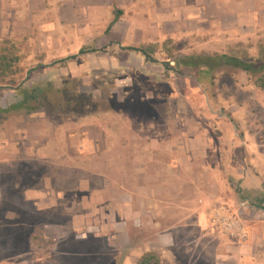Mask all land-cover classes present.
I'll return each mask as SVG.
<instances>
[{
    "label": "rangeland",
    "instance_id": "obj_1",
    "mask_svg": "<svg viewBox=\"0 0 264 264\" xmlns=\"http://www.w3.org/2000/svg\"><path fill=\"white\" fill-rule=\"evenodd\" d=\"M36 24L35 30H25L22 24L20 31L19 27L13 31L12 24L0 23V53L8 57L0 75V264H137L145 254L159 256L160 238L168 236L178 220L190 217L180 211L186 199L169 195L174 186L166 177L171 172L209 176L201 198L209 208L213 236L230 238L215 221L214 213L226 209L214 194L223 191L225 200L233 199L232 209H242V195L264 196V166L249 164L245 144L230 150L221 137L226 131L222 127L234 125L241 142L251 135L264 148V80L222 65L211 71L214 81H205L202 73L186 68L180 55L170 54L167 59L179 58L170 67L164 64L160 72L173 81L159 79L155 63L130 73L123 69L136 80L142 76V81H110L122 71H108L104 64L95 68L94 60L91 64L86 59L92 45L80 48L77 38H67L64 54H47L56 39L47 38ZM254 45L239 42L226 55L264 60V42L252 50ZM47 82L60 90L50 96L59 105L49 104L35 113L4 111L21 100L23 88ZM158 94L172 99L167 104ZM153 111L170 115L178 130L192 115V126L204 133L200 144L208 143V131L216 144L222 141L216 147L219 160L211 158L206 167H180L170 150L155 152V159L170 164L164 167L151 161L144 148L120 144L127 137L133 140L135 115ZM84 127L89 135L95 128L104 130L102 143L94 139L86 145L79 140L77 134ZM11 143L16 148L9 149ZM191 153L198 156L202 150L194 147ZM153 169L161 172L162 181L152 179ZM255 175L262 176L259 187H249L256 185ZM174 184L176 193L182 191V182ZM195 199V204L204 205ZM175 208L180 213L170 212ZM178 233L183 237V228ZM257 254L264 257V245Z\"/></svg>",
    "mask_w": 264,
    "mask_h": 264
},
{
    "label": "crops",
    "instance_id": "obj_2",
    "mask_svg": "<svg viewBox=\"0 0 264 264\" xmlns=\"http://www.w3.org/2000/svg\"><path fill=\"white\" fill-rule=\"evenodd\" d=\"M0 23L2 26L3 23L12 24L13 31H17V27L20 31L22 24L26 27L25 30H35L34 23H40L45 36L56 39V46L49 49L47 54H64L67 38H77L80 48L92 45L94 48L88 52L86 59L89 62L94 60L95 68H101V64H104L103 67L108 71H122L110 81H142V76L140 80H136L135 77L126 75L123 69L130 73L142 67L152 68L155 64L159 69V72L155 73L159 79L171 81L167 74L163 76L160 72L165 66L170 67L175 58H179L167 59L170 54L181 57L209 53L226 54L238 48L239 42L242 41L255 43L251 47L252 50L259 48L264 42V0H0ZM82 23L83 29L80 28ZM81 39L85 40L83 44ZM199 70L205 81H214V76L206 73L204 66H200ZM157 98L167 104L172 99L169 97L166 100V97L161 95ZM113 111L123 114L126 110ZM261 113L264 115V112ZM169 116L165 115V112L135 115L137 128L130 126L133 140L130 142L127 137L122 139L120 144H133L139 151L144 148L151 161L160 162L158 164L164 167H168L169 163L166 161V164L160 157L159 160L155 159V152L159 154L170 150L178 160L174 162L180 167L193 164L206 167L209 162H213L210 161L211 158L219 160L216 147H219L222 141L216 144L208 131V143L202 141L201 145L199 139L204 133L192 126V115L186 117L187 121L181 122L185 126L181 130H178L176 121H170ZM223 128L226 131L222 132L221 137L227 140L230 150H236L240 144H245L249 153V164L259 169L264 166V148L260 143H254L256 140L253 142L251 135L241 142L234 125ZM95 129L94 133L89 135L84 127L83 131L77 134L79 140L89 145L96 139L101 144L104 130ZM56 135L58 134H55V137ZM15 145L11 143L9 149H14ZM193 145L202 150L198 160V156L191 153ZM16 156L18 154L14 153L12 158L16 159ZM160 173L159 170L153 169L152 179L162 181ZM261 178V175H255L252 181L256 185L249 187L258 188ZM166 179L170 183L173 182L172 186L175 187L170 189V197H176L178 194L179 197L185 198L187 203L182 207L183 211H180L190 217H186L185 222L178 220L177 225L170 227L168 236H162L158 241L157 253L163 264L261 263L264 257L257 254V249L264 245V208L240 198L239 203L243 208L232 209L231 206L235 204L233 199L225 200L223 191L214 194L215 198L222 201L228 213L221 210L241 219L246 231L243 241L231 237L219 239L213 236L214 224L209 220L210 214L207 215L209 208L204 198H201L206 194L204 188L206 181L210 180L209 176L200 173L178 175L171 172ZM177 181L183 183L179 193H176L177 187L174 184ZM159 190L160 188L156 191ZM155 193L152 196L157 197ZM195 197L201 198L198 203L203 202L204 205L195 204ZM170 210L172 213H180L176 208ZM180 228L184 230L183 237L178 233Z\"/></svg>",
    "mask_w": 264,
    "mask_h": 264
},
{
    "label": "trees",
    "instance_id": "obj_3",
    "mask_svg": "<svg viewBox=\"0 0 264 264\" xmlns=\"http://www.w3.org/2000/svg\"><path fill=\"white\" fill-rule=\"evenodd\" d=\"M85 53L81 49V54ZM75 57V56H73ZM185 63L186 68H193L192 70L200 73V66H204L206 73L212 74V70L223 65V67L231 66L236 70H240L249 74L252 77L264 80V60H247L237 56L222 55H187L180 57ZM8 57L0 53V75L7 67ZM17 58H13L12 62H16ZM51 82L44 84H36L30 88H23L21 93V100L17 103L8 106L4 109L5 112L12 110H22L27 113H35L49 104H56L51 99V95L59 93ZM58 104V103H57ZM56 104V105H57ZM59 105V104H58ZM242 199L248 200L251 204L257 207L264 208V196L257 197L252 200L249 195H242ZM137 264H162L161 259L154 253H148L141 257Z\"/></svg>",
    "mask_w": 264,
    "mask_h": 264
},
{
    "label": "built area",
    "instance_id": "obj_4",
    "mask_svg": "<svg viewBox=\"0 0 264 264\" xmlns=\"http://www.w3.org/2000/svg\"><path fill=\"white\" fill-rule=\"evenodd\" d=\"M215 221L231 238H238L244 240L246 238L245 228L240 220L226 214L222 210H217L214 213Z\"/></svg>",
    "mask_w": 264,
    "mask_h": 264
}]
</instances>
